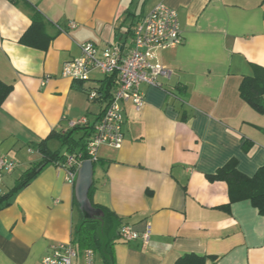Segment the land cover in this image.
Segmentation results:
<instances>
[{"label":"crops","instance_id":"crops-1","mask_svg":"<svg viewBox=\"0 0 264 264\" xmlns=\"http://www.w3.org/2000/svg\"><path fill=\"white\" fill-rule=\"evenodd\" d=\"M160 3L177 11L182 31V44L154 60L173 75L141 86V111L123 104L124 142L99 149L91 204L139 233L151 227L146 245L119 236L116 264H176L187 255L203 264H264V217L250 201L226 209L228 185L207 179L231 160L249 177L264 166V114L240 97L252 67L264 68V0H0V80L13 87L0 110V155L18 163L0 197L43 162L37 144L82 118L93 127L106 105L88 99L98 74L74 81L62 76L63 65L87 42L124 46ZM36 12L53 38L46 51L20 43ZM46 146L70 155L57 139ZM8 203L0 210V264H42L52 246L74 241L83 220L75 185L56 163H42Z\"/></svg>","mask_w":264,"mask_h":264},{"label":"built area","instance_id":"built-area-1","mask_svg":"<svg viewBox=\"0 0 264 264\" xmlns=\"http://www.w3.org/2000/svg\"><path fill=\"white\" fill-rule=\"evenodd\" d=\"M76 28L69 23L67 29ZM183 37L177 11L165 3L158 4L149 14L142 17L134 26L129 42L124 46L111 44L103 49L87 42L81 45V54L63 65L62 76L74 81H88L92 74L102 79L99 86L87 92L90 101H104L100 92L102 81L115 77V85L109 101L101 112L93 130L86 139L88 160L98 162V152L102 146L120 149L124 142V110L123 104L131 102L137 111L145 105L142 85L158 87L159 78L170 80L173 71L156 63L157 51L175 48L182 44ZM86 118L70 123L71 127H89ZM31 152V150H30ZM64 161L56 162L59 168L67 170L68 180L75 185L79 168L83 164V154L75 153L64 156ZM18 163L0 155V189L4 178L12 174ZM119 236L124 242L142 240L146 245L151 236V227L139 233L131 225L122 224ZM95 252L86 249L82 252L74 242L57 244L42 260V264H73L82 257L83 264H95Z\"/></svg>","mask_w":264,"mask_h":264},{"label":"trees","instance_id":"trees-1","mask_svg":"<svg viewBox=\"0 0 264 264\" xmlns=\"http://www.w3.org/2000/svg\"><path fill=\"white\" fill-rule=\"evenodd\" d=\"M15 2V0H13ZM53 38L48 36L44 30V20L39 12L33 16L32 25L20 39V43L27 47L46 51L48 50ZM253 74L244 77L240 85V97L251 108L259 114H264V68L254 65L252 67ZM115 85V77L106 78L101 82L100 92L104 95V101H109L111 92ZM13 87L0 80V110L5 100L12 93ZM93 127H79L67 131L64 134L51 133L50 136L37 144L36 149L43 156L42 163H56L64 161V156L56 151H50L46 142L49 139H57L63 147H67L70 154H75L79 149V153L83 154V159L88 160L86 152V139L90 135ZM79 131H84L85 135L75 141L73 136ZM41 163V164H42ZM40 164V165H41ZM96 164V163H94ZM29 169L16 187L8 194L0 197V210L9 205V198L26 187L36 175L37 168ZM236 160H231L224 167L217 170L213 175H208L210 182H225L228 185L230 202L226 206L229 209L234 203L242 201H250L252 206L258 211L259 215L264 217V166L260 167L252 177H249L237 168ZM89 193L91 201V193ZM95 209L102 211V216L93 219H83L75 229L74 244L79 252L86 249H92L98 253L103 264H116L115 253L113 250L115 241L119 238V228L122 223L117 216L106 208L93 205ZM205 259L202 257L187 255L181 258L176 264H203ZM217 258H213V264H216Z\"/></svg>","mask_w":264,"mask_h":264},{"label":"water","instance_id":"water-1","mask_svg":"<svg viewBox=\"0 0 264 264\" xmlns=\"http://www.w3.org/2000/svg\"><path fill=\"white\" fill-rule=\"evenodd\" d=\"M94 170L95 164L93 161H84L79 168L75 182V195L83 219H93L103 215L101 210L93 207L89 199V193L94 181Z\"/></svg>","mask_w":264,"mask_h":264}]
</instances>
